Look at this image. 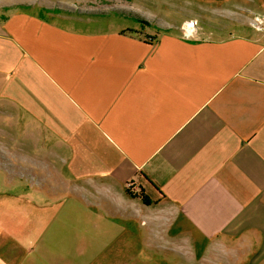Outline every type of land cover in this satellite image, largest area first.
Returning a JSON list of instances; mask_svg holds the SVG:
<instances>
[{
	"label": "crops",
	"instance_id": "obj_1",
	"mask_svg": "<svg viewBox=\"0 0 264 264\" xmlns=\"http://www.w3.org/2000/svg\"><path fill=\"white\" fill-rule=\"evenodd\" d=\"M2 1L0 264H264V0L156 37Z\"/></svg>",
	"mask_w": 264,
	"mask_h": 264
},
{
	"label": "rangeland",
	"instance_id": "obj_2",
	"mask_svg": "<svg viewBox=\"0 0 264 264\" xmlns=\"http://www.w3.org/2000/svg\"><path fill=\"white\" fill-rule=\"evenodd\" d=\"M2 3L23 10L58 13L70 19L65 22L58 21L70 25L73 29L116 30L142 26L144 31L137 28L139 33L148 34L151 31L149 34L155 37L160 33L172 32L163 31L165 24L195 18L178 16L176 10L168 7L164 0H3ZM188 23L193 25L194 21ZM224 26L222 17H208L204 20L202 33L207 37L220 38L226 34Z\"/></svg>",
	"mask_w": 264,
	"mask_h": 264
},
{
	"label": "built area",
	"instance_id": "obj_3",
	"mask_svg": "<svg viewBox=\"0 0 264 264\" xmlns=\"http://www.w3.org/2000/svg\"><path fill=\"white\" fill-rule=\"evenodd\" d=\"M127 187H128V188H131V187H132V183H129V184L127 185Z\"/></svg>",
	"mask_w": 264,
	"mask_h": 264
}]
</instances>
